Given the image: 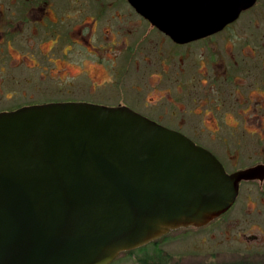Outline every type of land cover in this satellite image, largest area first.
I'll return each mask as SVG.
<instances>
[{"label": "water", "instance_id": "obj_1", "mask_svg": "<svg viewBox=\"0 0 264 264\" xmlns=\"http://www.w3.org/2000/svg\"><path fill=\"white\" fill-rule=\"evenodd\" d=\"M177 43L222 30L256 0H128ZM209 150L127 106L51 102L0 113V264H111L202 228L240 181Z\"/></svg>", "mask_w": 264, "mask_h": 264}, {"label": "flooded vegetation", "instance_id": "obj_2", "mask_svg": "<svg viewBox=\"0 0 264 264\" xmlns=\"http://www.w3.org/2000/svg\"><path fill=\"white\" fill-rule=\"evenodd\" d=\"M125 1L129 8L117 2L0 0V48L7 58L46 56L38 52L46 42L52 56L133 60L137 70L132 75L140 82L128 87L123 80L132 75L121 79L124 69L116 88L136 87L142 93L136 107L125 97L107 106H127L184 134L215 155L229 175L255 169V177L240 181L234 203L219 218L237 215L246 225L239 237L264 250V2L256 0L214 34L177 43ZM87 46L90 51L84 50ZM14 95L0 99L14 107L0 113L34 105H22Z\"/></svg>", "mask_w": 264, "mask_h": 264}, {"label": "rangeland", "instance_id": "obj_3", "mask_svg": "<svg viewBox=\"0 0 264 264\" xmlns=\"http://www.w3.org/2000/svg\"><path fill=\"white\" fill-rule=\"evenodd\" d=\"M57 1L64 2V0ZM79 1L104 4L117 2L129 8L125 0ZM83 32L84 35L89 34L88 30ZM94 44L99 43L96 41ZM50 49L51 44L45 42L39 45L38 52H43L46 56L37 53L36 57L7 58L0 48V68H2L0 83L3 85L0 84V99H3L5 94L14 97L16 92L22 105L63 100L117 105L123 103L125 97L126 103L136 107L137 97L142 94L136 87L116 88L118 79H126L137 70L133 60L123 61L122 58L109 59L92 55L80 59L75 54L68 53L69 47L64 49L68 55L63 58L58 54L54 56L47 54ZM25 50L26 48H23V51ZM84 50L91 49L87 46ZM82 62L85 65H82ZM78 64L82 65V69L76 68ZM144 65L143 62L142 66ZM3 67H6V70ZM16 69L18 72L11 74V71ZM124 69L128 70L129 74L128 71H124L120 77V72ZM4 70L7 73H3ZM82 70L85 72L82 73ZM11 77L14 78L10 80ZM123 82L130 87L140 81L136 80V75L133 74L130 80ZM102 83L107 86L101 88ZM154 85L150 84L149 88ZM121 93H125V96ZM9 107H12L9 101L0 104V110L14 108ZM239 221L237 215L233 214L222 216L202 229L187 228L172 231L166 237L159 239L156 244L120 254L111 264H264V250L256 244L244 242L239 237V233L246 230V225Z\"/></svg>", "mask_w": 264, "mask_h": 264}, {"label": "trees", "instance_id": "obj_4", "mask_svg": "<svg viewBox=\"0 0 264 264\" xmlns=\"http://www.w3.org/2000/svg\"><path fill=\"white\" fill-rule=\"evenodd\" d=\"M166 236H167V235H166ZM166 236H164V237H166ZM164 237H163V238H164ZM158 241H159V240H157V241H154V242H153V243H151V244H156V243H158ZM151 244H149V245H151ZM146 246H148V245H146ZM144 247H145V246H144ZM142 248H143V247H142ZM133 251H134V250H133ZM129 252H131V251H129Z\"/></svg>", "mask_w": 264, "mask_h": 264}]
</instances>
